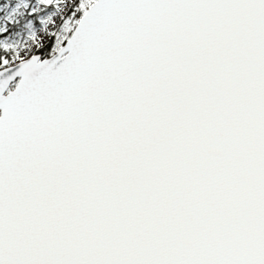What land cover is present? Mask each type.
<instances>
[{
  "label": "snow or ice",
  "instance_id": "6c2138e0",
  "mask_svg": "<svg viewBox=\"0 0 264 264\" xmlns=\"http://www.w3.org/2000/svg\"><path fill=\"white\" fill-rule=\"evenodd\" d=\"M0 264H264V0H0Z\"/></svg>",
  "mask_w": 264,
  "mask_h": 264
}]
</instances>
